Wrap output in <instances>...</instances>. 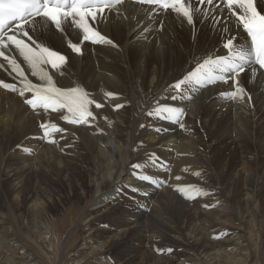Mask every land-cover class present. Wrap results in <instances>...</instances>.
Returning a JSON list of instances; mask_svg holds the SVG:
<instances>
[{
	"label": "bare ground",
	"instance_id": "6f19581e",
	"mask_svg": "<svg viewBox=\"0 0 264 264\" xmlns=\"http://www.w3.org/2000/svg\"><path fill=\"white\" fill-rule=\"evenodd\" d=\"M129 5L134 8L121 5L119 14L106 13L107 19L97 25L117 47L85 44L78 69L76 53L67 47L69 41H79L78 30L39 34L46 46L68 57L60 73H51L57 86L88 92L94 101L90 110L100 123L68 124L61 113L33 111L18 93L0 88V264H43L15 239L4 220L7 209L29 221L28 231L45 240L49 218L70 201L90 199L94 184L111 170L113 181L104 180L100 188L115 191L118 199L98 202L101 219L91 227L92 238L79 246L76 264L94 255V264H250L248 223L231 199L244 202L250 195H264V69L257 65L252 77L251 69L241 74L243 98L229 95L235 91L231 81H218L193 89L187 102L171 101L168 86L196 59L223 51L218 30L227 26L233 30L229 34L243 35L242 30L234 23L225 25L224 17L216 23L211 9L196 13L192 26L175 13L157 16L148 5ZM22 67L27 74L26 65ZM0 80L14 82L4 69ZM103 87L116 90V96L107 99L108 112L98 114L95 103L101 100L96 93ZM130 89L140 94L145 111L143 127L128 151L122 148L128 145L134 117L126 97ZM165 104L183 110L179 124L157 114ZM44 122L65 130L52 134L55 143L42 138ZM237 122L249 136H229ZM95 128L102 133H93ZM149 157L157 160L155 166ZM137 162L143 167L134 170L131 165ZM245 170L256 177L248 179ZM141 174L166 183L156 188L140 181ZM189 185L200 193L185 198L175 190ZM136 187L139 192L133 191Z\"/></svg>",
	"mask_w": 264,
	"mask_h": 264
},
{
	"label": "snow or ice",
	"instance_id": "6c2138e0",
	"mask_svg": "<svg viewBox=\"0 0 264 264\" xmlns=\"http://www.w3.org/2000/svg\"><path fill=\"white\" fill-rule=\"evenodd\" d=\"M140 5H148L149 11L157 16L169 12L186 19L188 25L194 26L196 13L207 14L213 11L212 19L224 24L234 23L242 30L232 33L230 27L224 26L221 33L222 52H212L195 60L194 66L185 70V74L168 86L171 95L167 99L178 103L192 99V90L204 88L219 82H232L235 91L229 95L232 98L241 96L244 89L239 86V77L247 69L255 74L256 67L264 69V0H136ZM124 0H0V69L8 72L14 82L0 80V88L18 93L23 103L33 111L42 109L44 113H61V118L68 124L90 125L96 116L90 110L94 101L83 88L58 87L51 73H60L68 57L53 47L46 46L40 40L42 30L54 29L65 34L69 28L78 30L79 41H69L67 47L71 52L82 55L84 45H111L114 42L98 30L97 25L107 19L106 13H120ZM218 10V11H217ZM31 33V34H30ZM228 34V35H225ZM17 54V55H14ZM18 60L20 62H18ZM35 78L34 82L26 74ZM188 93L186 95L185 93ZM111 95V94H109ZM250 99V97H249ZM101 108L100 103H95ZM123 107L116 105L115 108ZM39 114V113H37ZM151 114V113H149ZM157 114L165 119L174 120L179 124L184 115L177 106L161 105ZM181 128L183 124L179 125ZM143 127V125H141ZM43 139L55 143L53 133H64V129L54 123L40 124ZM155 154H153L154 156ZM153 166L157 160L149 157ZM134 170H139L143 164H132ZM165 170L170 171L166 168ZM137 178L158 188L165 180H155L150 175L141 174ZM177 180L181 177L177 176ZM177 192L191 198L190 192L200 193L193 186L177 187ZM133 191H140L139 187ZM144 195H148L147 192ZM209 205H206L208 207Z\"/></svg>",
	"mask_w": 264,
	"mask_h": 264
},
{
	"label": "rangeland",
	"instance_id": "374dc122",
	"mask_svg": "<svg viewBox=\"0 0 264 264\" xmlns=\"http://www.w3.org/2000/svg\"><path fill=\"white\" fill-rule=\"evenodd\" d=\"M129 4H130L129 2L124 0L123 5L133 9L134 7ZM126 41H128V39ZM123 53H124L123 56H125L126 51ZM14 55L17 54L14 53ZM73 58L76 61L75 68L78 69L80 64L79 62L81 61V59L78 54H76V56H74L73 54ZM76 63H78V65ZM76 69L74 70L76 71ZM27 74L29 73L27 72ZM252 76L253 73L251 74V77ZM30 77L31 76L29 75V79H33L32 77L31 78ZM115 91L103 87L101 88L100 93L99 92L96 93L99 99L101 100L99 103L102 105L101 108H98L97 111L98 114H101L102 111L108 112L106 105H109V103L107 102V99L109 98V96H116ZM138 94L139 93H136L134 90L130 89V94L126 96L128 98V102L130 103V107L133 110L132 114L134 115V117L133 115L131 116L133 117L132 118L133 123L129 124L128 126L129 127L128 131L130 133L129 134L130 138L128 139V145L122 148L128 151L133 149V145H135L136 139L138 138L139 129L141 128V125L143 123L145 110H144V106L140 104L141 99L139 97L140 94L139 95ZM154 107L155 104L153 103L152 108ZM123 111H128V109L124 108ZM138 117L141 118L140 124L137 123L138 122L137 120H139L137 119ZM111 122L115 123L116 121H111ZM97 123H100V121L97 122L94 121V125ZM236 125L238 128H236V130H235V126H233V128L237 132L232 131L233 133L231 132V134H229L230 137L231 136L237 137L238 134L249 136L245 129V126H243L242 124L240 125V123L238 122L236 123ZM95 132L96 133L100 132V134L102 133L97 128L93 129V133ZM100 134L99 137H111L110 135H104V134L100 135ZM250 138L251 137H249L248 139ZM59 140L63 141L62 139ZM109 141H114V140L112 138H109ZM104 144L107 145V143ZM111 151L112 150L110 148L108 154H110ZM109 158L113 159L114 157L110 155ZM112 159L110 160L112 161ZM251 172L252 171L250 170L243 171L245 177H247L250 180H253V178H255L256 175L254 172L252 173ZM113 176H114V171L111 170L106 175L105 179L98 180L94 184V191L90 195V199H88L87 201L85 202L76 201V200L70 201L66 203L64 206H62L60 208V211L56 213L54 216L50 218L48 217L49 221L47 222V226L44 227L47 231V236L45 237V240L43 238L39 239L40 238L39 236L33 235L32 232L28 231L29 221L24 220L19 213L16 212L13 213L9 211V209H7L6 210L7 212L5 211L6 215L4 220L7 221L8 227H10L12 233L14 232L13 235L15 239L20 243V245L34 252L36 257H38V260L40 262H43V264H76L75 259L77 258V256H79L78 254L79 246L81 245V243L83 244L87 242V240L92 238L93 232L91 230V227L95 226V223L98 224V221H100L101 219V216H99L100 212L98 211L101 208L97 209V207H99L97 206L98 202H101L100 200H103L105 198H107L109 201L118 199L115 191L105 192V191H101L102 189L100 188L101 184L104 183L105 181L106 182L113 181ZM261 181L264 182V180H260V182ZM261 189L264 192V185L261 187ZM263 199H264L263 194H261V197L257 195H250L249 201H247L248 200L247 199L244 202L240 200H235V198L231 199L235 210L236 211L238 210L237 212L239 213V215L241 214L240 215L241 220L245 221L244 224L248 223L247 227L250 231V240L248 239L247 244L248 246L251 247L250 248L251 257L249 258L250 264H264V200ZM246 203H248L247 207H246ZM253 209L255 210L253 211ZM4 226L6 227V225ZM249 242H251V244H249ZM96 257L97 255H94L88 259L89 261L87 260L88 262L87 261L86 262L88 264H94L96 261ZM86 262L83 261V263L81 264H87Z\"/></svg>",
	"mask_w": 264,
	"mask_h": 264
}]
</instances>
